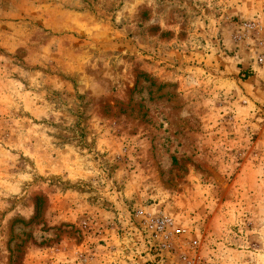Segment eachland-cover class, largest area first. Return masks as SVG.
I'll return each instance as SVG.
<instances>
[{
	"label": "rangeland",
	"instance_id": "1",
	"mask_svg": "<svg viewBox=\"0 0 264 264\" xmlns=\"http://www.w3.org/2000/svg\"><path fill=\"white\" fill-rule=\"evenodd\" d=\"M0 264H264V0H0Z\"/></svg>",
	"mask_w": 264,
	"mask_h": 264
},
{
	"label": "built area",
	"instance_id": "2",
	"mask_svg": "<svg viewBox=\"0 0 264 264\" xmlns=\"http://www.w3.org/2000/svg\"><path fill=\"white\" fill-rule=\"evenodd\" d=\"M177 232H179V231H177Z\"/></svg>",
	"mask_w": 264,
	"mask_h": 264
}]
</instances>
